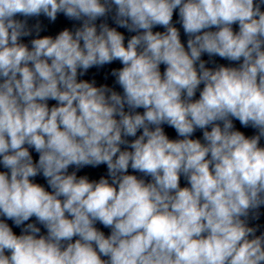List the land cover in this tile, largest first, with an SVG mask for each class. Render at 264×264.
<instances>
[{
    "label": "clouds",
    "instance_id": "1",
    "mask_svg": "<svg viewBox=\"0 0 264 264\" xmlns=\"http://www.w3.org/2000/svg\"><path fill=\"white\" fill-rule=\"evenodd\" d=\"M261 5L0 0V164L8 170L0 171V264H264V235L242 219L264 205ZM113 8L115 23L136 33L127 43L116 28L96 24ZM176 9L187 50L172 23ZM59 13L81 26L34 38L31 48L21 42L32 29L17 16L55 21ZM205 53L242 63L210 69ZM113 61L123 65L112 71L123 95L78 80ZM233 118L258 134L234 130ZM165 124L183 139H170ZM197 129L204 143L191 138ZM101 164L111 183L69 173ZM38 175L51 191L33 182ZM181 175L190 187L180 186ZM33 216L47 235L25 224ZM7 220L24 225L22 234Z\"/></svg>",
    "mask_w": 264,
    "mask_h": 264
}]
</instances>
